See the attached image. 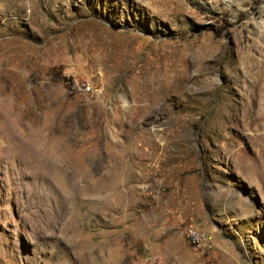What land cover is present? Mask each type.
I'll use <instances>...</instances> for the list:
<instances>
[{
    "label": "rangeland",
    "instance_id": "1",
    "mask_svg": "<svg viewBox=\"0 0 264 264\" xmlns=\"http://www.w3.org/2000/svg\"><path fill=\"white\" fill-rule=\"evenodd\" d=\"M0 264H264V0H0Z\"/></svg>",
    "mask_w": 264,
    "mask_h": 264
},
{
    "label": "built area",
    "instance_id": "2",
    "mask_svg": "<svg viewBox=\"0 0 264 264\" xmlns=\"http://www.w3.org/2000/svg\"><path fill=\"white\" fill-rule=\"evenodd\" d=\"M73 88H76L78 90H84V91H89L91 89L90 85L86 83H82L81 86L80 85L78 86V84H75ZM185 234L191 244L204 247V246L209 245L210 243V236L207 233L199 230L198 228L194 226H188L186 228Z\"/></svg>",
    "mask_w": 264,
    "mask_h": 264
},
{
    "label": "bare ground",
    "instance_id": "3",
    "mask_svg": "<svg viewBox=\"0 0 264 264\" xmlns=\"http://www.w3.org/2000/svg\"><path fill=\"white\" fill-rule=\"evenodd\" d=\"M25 4H27V3H25Z\"/></svg>",
    "mask_w": 264,
    "mask_h": 264
}]
</instances>
